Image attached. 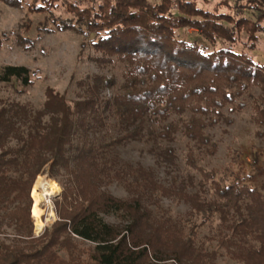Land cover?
I'll return each mask as SVG.
<instances>
[{"label": "trees", "instance_id": "trees-1", "mask_svg": "<svg viewBox=\"0 0 264 264\" xmlns=\"http://www.w3.org/2000/svg\"><path fill=\"white\" fill-rule=\"evenodd\" d=\"M0 2L28 13L61 11L40 31L80 35V53L89 49V62L122 68V83L108 99L102 92L116 82L102 75L78 82L84 92L77 100L47 87L40 110L0 99V228L6 225L14 236L10 244L0 240V264H217L220 250L238 264H264L263 192L240 179L228 185L215 180L216 171L200 167L195 153L215 154L206 129L232 124L224 111H242L239 100L252 89L259 95L251 121L264 129V63L252 55L264 34V0H219L211 10L198 0ZM8 40L2 33L0 51ZM16 44L26 49L28 40L17 37ZM36 78L24 66L0 68V83H17L19 93ZM172 116L179 120L169 121ZM109 123L113 134L99 142L97 134ZM178 134L189 141L184 165L210 183L211 199L203 190L189 192L192 184L179 178L165 185L151 169L117 154L130 142H154L148 153L155 164L176 167L175 149L159 144ZM43 172L65 179L54 202L57 220L33 238L29 193ZM111 184L128 198L107 192ZM164 199L187 205L199 222L180 226L160 212ZM108 216L119 222H106ZM215 217L220 238L207 251L197 231ZM84 242L92 246L82 248Z\"/></svg>", "mask_w": 264, "mask_h": 264}, {"label": "rangeland", "instance_id": "rangeland-1", "mask_svg": "<svg viewBox=\"0 0 264 264\" xmlns=\"http://www.w3.org/2000/svg\"><path fill=\"white\" fill-rule=\"evenodd\" d=\"M32 0H23L24 4ZM219 0H198L200 7L211 10ZM222 12H227L221 10ZM61 11H53L51 14L28 13L25 6L15 8L0 2V36L2 33L8 35L0 51V68L5 65H17L28 68L35 73L37 78L33 85L28 87L24 93H19L21 87L17 83L9 85L0 83V99L17 102L22 105H28L34 110H40L45 101V89L47 87L58 93H64L69 100H77L83 95L84 89L79 87L78 82L89 80L94 75H102L107 78L113 77L116 86L111 90H104L102 95L108 99L115 92L117 87L122 83V68L113 65L98 66L86 59L89 49H85L83 54L80 53L82 37L71 31L54 32L45 34L40 31L42 26L51 28L52 20L57 16H62ZM245 17L250 18L249 14ZM185 33L192 38L197 37V32L185 30ZM260 40L257 49L252 55L255 60L264 63V34L258 35ZM28 40L26 49L16 44V38ZM31 44V46H30ZM259 95L257 89H252L247 95H244L239 102L245 104V108L240 112L224 114L232 120V124L227 125L221 122L215 127L206 129L208 134L217 146L215 154L209 155L203 149H195L198 164L205 171H216L215 180L222 182L224 185L233 183L236 179L250 188L258 189L264 194V129L257 128L251 121V104L253 99ZM187 118V115L182 117ZM110 122L112 120L108 119ZM107 120V121H108ZM179 117L172 116L169 121H178ZM112 123L102 129L98 134V141H105L109 135L113 134ZM158 129V126H155ZM262 132L263 136L256 135ZM189 141L180 134L176 135L172 143H160L161 147L171 146L176 151V167H158L154 158L148 153L155 143L146 144L144 142H130L123 147L117 148V154L122 162L132 165H141L151 169L157 180L165 185L170 184L174 178H179V182L188 186L189 192H205L204 197L211 199L213 191L210 183H205L202 176L184 165V155L187 150ZM61 178H50L47 172L38 176L30 190L29 197L32 207L29 216L32 221L33 238L40 237L45 230L49 229L57 220L55 215L54 202L60 197L62 187L59 184ZM47 180L58 186V192L48 195V199H41L39 184ZM111 195L120 198H128V194L122 187L111 184L106 188ZM52 198V199H51ZM50 203L48 204V202ZM160 212L170 217L173 221L178 222L180 226L188 228L192 223L199 222V216L192 213L190 208L185 204H178L171 200L164 199L160 202ZM154 210V207H152ZM52 215L49 220L48 216ZM159 214V213H158ZM108 223H117L119 220L116 216L103 217ZM39 222L43 226L37 230L35 224ZM198 243H202L207 251L217 248V241L220 238L219 221L215 217L210 223L198 229ZM13 230L4 225L0 228V240L10 244ZM82 248H88L92 245L89 243H80ZM217 264H238L229 259L224 251L220 250Z\"/></svg>", "mask_w": 264, "mask_h": 264}, {"label": "bare ground", "instance_id": "bare-ground-1", "mask_svg": "<svg viewBox=\"0 0 264 264\" xmlns=\"http://www.w3.org/2000/svg\"><path fill=\"white\" fill-rule=\"evenodd\" d=\"M50 181V180H49ZM47 180H43L39 184L40 193H38V196L42 199H48V195H51L54 192H58L59 188L58 186L54 185L52 182H49ZM49 220L52 219V215L50 214L48 216ZM42 224L37 222L35 224V227L37 230H40L42 228Z\"/></svg>", "mask_w": 264, "mask_h": 264}, {"label": "built area", "instance_id": "built-area-1", "mask_svg": "<svg viewBox=\"0 0 264 264\" xmlns=\"http://www.w3.org/2000/svg\"><path fill=\"white\" fill-rule=\"evenodd\" d=\"M52 199V198H51ZM50 203V201L48 202V204Z\"/></svg>", "mask_w": 264, "mask_h": 264}]
</instances>
